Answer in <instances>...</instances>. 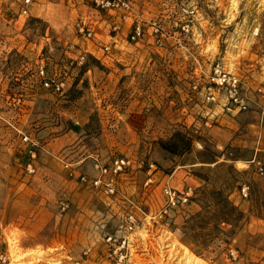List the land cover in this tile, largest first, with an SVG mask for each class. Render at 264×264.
I'll use <instances>...</instances> for the list:
<instances>
[{
  "label": "rangeland",
  "instance_id": "obj_1",
  "mask_svg": "<svg viewBox=\"0 0 264 264\" xmlns=\"http://www.w3.org/2000/svg\"><path fill=\"white\" fill-rule=\"evenodd\" d=\"M129 1L0 0L6 264H264V0ZM216 65L245 110L209 83ZM115 158L113 194L79 181ZM165 187L193 197L157 221Z\"/></svg>",
  "mask_w": 264,
  "mask_h": 264
},
{
  "label": "built area",
  "instance_id": "obj_2",
  "mask_svg": "<svg viewBox=\"0 0 264 264\" xmlns=\"http://www.w3.org/2000/svg\"><path fill=\"white\" fill-rule=\"evenodd\" d=\"M31 0H24L25 6L30 3ZM95 9L98 11H122L123 13L129 11L130 1L129 0H89ZM23 13L26 14L27 10L24 9ZM125 19V16L122 17ZM117 27H114V30ZM79 32L82 33V27L79 29ZM90 37V34H87ZM143 36V30L141 26L136 23L133 26V29L130 33V41H138ZM108 50V48H105ZM40 76L42 77V85L47 90H50L53 93H62L65 87V82L63 80H53L46 79L43 77V69L39 71ZM209 83L212 87L217 89V91H223L229 97L231 103L238 105L239 109L245 110L246 107L241 100L240 96V81L235 75L226 73L218 65H216L209 76ZM214 96L212 93L209 94L207 100L214 101ZM28 138L24 137L23 141H27ZM130 162L125 158H115L113 159L108 166H100L99 164L95 165L98 175L93 179H88L85 176H80L79 181L82 184H86L95 189H101L105 194L114 193V182L115 177L122 173L124 170L128 169ZM31 166L28 165V171H31ZM151 182V179H148L145 185H148ZM247 187H240V193L242 196L246 197ZM164 196L166 198L165 205L156 213L154 219L157 221H164L170 214V212L177 206H181L189 203L193 197V191L191 188H185L182 191H175L169 187H165L163 190ZM133 219L129 217V226L128 229L133 228ZM8 261L7 256L0 252V264H6Z\"/></svg>",
  "mask_w": 264,
  "mask_h": 264
},
{
  "label": "trees",
  "instance_id": "obj_3",
  "mask_svg": "<svg viewBox=\"0 0 264 264\" xmlns=\"http://www.w3.org/2000/svg\"><path fill=\"white\" fill-rule=\"evenodd\" d=\"M200 163L203 164V165H208V166H211V165L215 164L214 161H207V162H206V161H203V160H200ZM214 168H216V166H215ZM207 170H211V169H209V167H208ZM197 176H198V175H197ZM198 178H201V177L198 176ZM202 179H203V178H202ZM204 180H206V179H204ZM213 194H214V195H217V196L220 195L219 192H216V193L214 192ZM195 201H196V202H199L198 199H196ZM222 203H224V205H226L227 207L229 206V209H230L231 211L234 210V208L230 206V204L226 201V199H223V200H222ZM201 207H202V210H203V211L197 213V214L193 217V219H197V218L201 217V216L203 215V213L206 211V208H207V207H205V206H203V205H201ZM221 220H222V222H224V223H229V221H228L227 219H225V218H222Z\"/></svg>",
  "mask_w": 264,
  "mask_h": 264
}]
</instances>
